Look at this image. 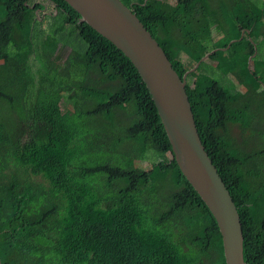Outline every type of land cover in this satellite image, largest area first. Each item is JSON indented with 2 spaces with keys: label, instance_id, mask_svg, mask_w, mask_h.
<instances>
[{
  "label": "trees",
  "instance_id": "obj_1",
  "mask_svg": "<svg viewBox=\"0 0 264 264\" xmlns=\"http://www.w3.org/2000/svg\"><path fill=\"white\" fill-rule=\"evenodd\" d=\"M48 1L54 11L38 20L41 4L0 0L1 264H226L137 70L67 2ZM121 1L175 73H189L245 262L264 264V0Z\"/></svg>",
  "mask_w": 264,
  "mask_h": 264
},
{
  "label": "water",
  "instance_id": "obj_2",
  "mask_svg": "<svg viewBox=\"0 0 264 264\" xmlns=\"http://www.w3.org/2000/svg\"><path fill=\"white\" fill-rule=\"evenodd\" d=\"M64 1L80 14L81 22L103 36L137 70L158 110L172 157L217 222L226 264H247L237 207L203 145L187 95L189 73L183 79L175 73L150 32L121 0Z\"/></svg>",
  "mask_w": 264,
  "mask_h": 264
},
{
  "label": "rangeland",
  "instance_id": "obj_3",
  "mask_svg": "<svg viewBox=\"0 0 264 264\" xmlns=\"http://www.w3.org/2000/svg\"><path fill=\"white\" fill-rule=\"evenodd\" d=\"M173 1L174 0H168V2H170V3H172ZM31 2L32 3H37V4L38 3L45 4L47 6L46 12H48V13H51L54 10L53 4L51 2H47L46 0H31ZM222 19H225V16ZM226 20L227 19H225L224 21L226 22ZM211 39H213L214 41H216V40L219 39V36L214 32V35L212 34ZM216 44L218 45L219 48L220 47H224V44H223L222 41H219ZM67 56H68V52L65 53V54H63V55H61V62L62 63L67 58ZM255 58H256V56H255ZM0 81H4L3 77L0 78ZM33 84H35V80L33 81ZM41 92L42 91L39 88V89L36 90L35 93H37L38 94L37 96L39 97V96H41ZM64 111H65V109H64ZM19 116L20 117H23V114L20 113ZM231 129H232L231 132H232L233 137H235L236 139H238L240 141V132H239L240 131V128L238 127V125L231 126ZM241 132H242V130H241ZM159 158L162 159L163 157L162 156H159Z\"/></svg>",
  "mask_w": 264,
  "mask_h": 264
},
{
  "label": "clouds",
  "instance_id": "obj_4",
  "mask_svg": "<svg viewBox=\"0 0 264 264\" xmlns=\"http://www.w3.org/2000/svg\"><path fill=\"white\" fill-rule=\"evenodd\" d=\"M47 2H49L48 0H46ZM29 4H31L32 6H31V8H36V6H37V3H32L31 2V0H29ZM38 4H40V3H38ZM42 5V7L41 8H39V9H35L36 10V13H37V18H38V20H41V19H43V17H44V15H46V14H52V12L54 11H52L51 13H48V12H46V9H47V6L45 5V4H41ZM128 7V6H127ZM53 8H54V5H53ZM129 8V7H128ZM130 9V8H129ZM131 10V9H130ZM132 11V10H131ZM57 13H58V11H56V15H57ZM83 23V22H82ZM244 34V35H243ZM247 34H250V32L249 31H247V30H243V31H241V34H240V38H239V40L238 41H233V42H231V43H229V44H231V46H232V44H234V43H237V42H242L244 39H245V35H247ZM241 35H243V40H242V36ZM220 40V38L218 39V40H216L215 42H217V41H219ZM251 42H252V40H250ZM228 47V46H227ZM227 47L224 49V50H226L227 49ZM230 49V48H229ZM219 50H221V49H219ZM228 50V49H227ZM258 52H257V49H255V54H257ZM252 59V61H253V59L254 58H251ZM250 61V60H249ZM251 61V62H252ZM252 63H250V65H251ZM166 134V133H165ZM167 139V138H166ZM167 142H168V140H167ZM169 144V143H168ZM227 187V186H226ZM235 203V202H234ZM236 205V204H235ZM207 206V205H206ZM216 221V220H215Z\"/></svg>",
  "mask_w": 264,
  "mask_h": 264
}]
</instances>
